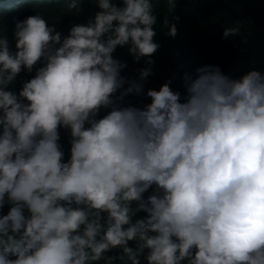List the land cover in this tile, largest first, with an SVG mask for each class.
I'll list each match as a JSON object with an SVG mask.
<instances>
[{
    "label": "clouds",
    "instance_id": "obj_1",
    "mask_svg": "<svg viewBox=\"0 0 264 264\" xmlns=\"http://www.w3.org/2000/svg\"><path fill=\"white\" fill-rule=\"evenodd\" d=\"M96 4L68 31L37 12L15 20L13 48L0 35V264H140L141 253L146 264H264V55L232 77L197 67L183 97L166 81L142 107L122 104L151 72L154 5ZM125 45L146 58L138 79L112 56ZM21 69L28 79L13 92ZM58 128L69 131L66 160Z\"/></svg>",
    "mask_w": 264,
    "mask_h": 264
},
{
    "label": "trees",
    "instance_id": "obj_2",
    "mask_svg": "<svg viewBox=\"0 0 264 264\" xmlns=\"http://www.w3.org/2000/svg\"><path fill=\"white\" fill-rule=\"evenodd\" d=\"M119 5L121 0H114ZM67 0H41L38 3L21 4L1 10L0 7V35L8 40L9 48H13L15 40L13 36L15 20L26 16L40 13L46 20L60 29L68 31L69 23L82 21L84 23L98 11L96 0H79V11H66ZM156 24L153 25L155 36L153 39L159 44L157 50L151 54L153 63L150 65L151 72L143 81L141 94H126L122 104H131L142 107L150 102V98L143 94L149 88L158 89L159 86L169 81V86L184 95L183 76L188 74L194 78L195 69L204 64L218 65L227 76H233L234 72L242 71L246 60H252L264 55V0H175V7L169 11L168 0H152ZM178 17V19H173ZM59 20V21H58ZM167 20L175 24L176 34L174 37L166 35L167 26L162 22ZM233 22L241 23V33L223 37V28ZM49 24V23H48ZM261 31H260V30ZM62 37V36H61ZM112 56L125 62L123 70L127 78L138 79V71L145 64V57L133 60L127 51V45L119 51H113ZM41 62L38 61V67ZM28 78L23 69L8 85L13 92L19 91L23 81ZM107 110L101 109L97 118ZM59 143L64 151V159L69 155V131L67 128H58ZM9 205L0 208V214H5ZM143 211H139L133 217H143ZM130 247H135V241H129ZM147 250H145L146 253ZM121 253L120 248H112L105 255L116 256ZM12 258V257H10ZM140 264H146L144 253L140 254ZM104 264V260L95 262ZM114 264H122L114 261Z\"/></svg>",
    "mask_w": 264,
    "mask_h": 264
}]
</instances>
